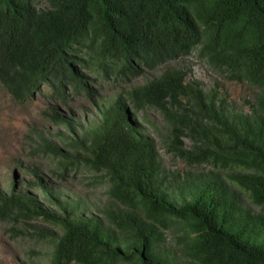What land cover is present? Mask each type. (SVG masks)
<instances>
[{"label":"trees","instance_id":"trees-1","mask_svg":"<svg viewBox=\"0 0 264 264\" xmlns=\"http://www.w3.org/2000/svg\"><path fill=\"white\" fill-rule=\"evenodd\" d=\"M194 54L253 89L247 113L177 63ZM97 81L129 88L92 125L54 113L68 137L37 134L30 154L60 183L93 177L106 203L80 214L34 166L26 190H0V224L13 236L21 222L54 227L28 234L50 245L48 264H264V0H0V83L15 100L40 85L63 104L90 100ZM149 111L165 124L159 148L135 121Z\"/></svg>","mask_w":264,"mask_h":264},{"label":"rangeland","instance_id":"rangeland-1","mask_svg":"<svg viewBox=\"0 0 264 264\" xmlns=\"http://www.w3.org/2000/svg\"><path fill=\"white\" fill-rule=\"evenodd\" d=\"M191 71L192 78L199 81L205 90L217 87L218 93L226 95L227 101L236 110L247 113L252 103L253 89L248 85L228 82L216 75L209 65L197 54L191 57H184L177 62ZM174 65V64H172ZM175 66V65H174ZM144 71L141 78L133 82L132 86L142 85L145 81L157 76L161 71ZM88 81L95 78L85 75ZM89 83L96 89L95 94L89 100L85 97L74 98L66 95L67 102H60L58 97H54L53 90L43 85L38 86L37 90L23 102L15 100L0 83V190L9 191L11 186L18 190H26V183L33 182L30 169L40 166L38 174L45 184L49 186L57 183V187L65 194L82 200L85 207H79L82 215H96L95 206L101 209L107 201L105 195L106 186H91L93 177L89 175L71 176L66 183H58L56 179L49 176L44 170V160H35L31 156L30 149L34 147L33 142L37 134L44 135L47 140L58 144L67 138L63 126L55 125L51 122L52 115L58 113L61 116L71 117L75 124L80 126L92 125L99 120V110L107 106L117 94L129 87H115L110 83L102 81ZM96 87V88H95ZM71 94L70 90H67ZM143 133L155 141L159 148L163 137L165 124L161 117L149 111L147 114H138L135 117ZM161 160L166 169L171 171H184V163L173 159L170 155L159 149ZM31 193L40 199L39 204L45 209L55 211V207L50 203L41 201L43 195L38 189H29ZM88 205V206H87ZM25 226L19 225L24 235L13 236L9 233L7 225L0 224V264H48L50 245L45 241L28 236L33 232L32 228L44 229L50 233H55L54 227L46 222L37 219ZM171 237H167L168 247H171ZM166 241V242H167Z\"/></svg>","mask_w":264,"mask_h":264},{"label":"clouds","instance_id":"clouds-1","mask_svg":"<svg viewBox=\"0 0 264 264\" xmlns=\"http://www.w3.org/2000/svg\"><path fill=\"white\" fill-rule=\"evenodd\" d=\"M58 181V180H57ZM58 183H60V182H58ZM54 185H58L57 183H55Z\"/></svg>","mask_w":264,"mask_h":264}]
</instances>
